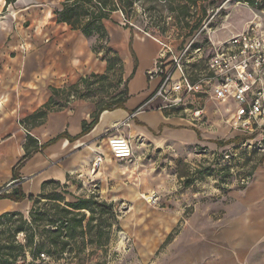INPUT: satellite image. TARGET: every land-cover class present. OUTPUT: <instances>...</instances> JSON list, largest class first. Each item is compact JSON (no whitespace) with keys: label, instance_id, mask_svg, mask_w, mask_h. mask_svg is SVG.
<instances>
[{"label":"rangeland","instance_id":"374dc122","mask_svg":"<svg viewBox=\"0 0 264 264\" xmlns=\"http://www.w3.org/2000/svg\"><path fill=\"white\" fill-rule=\"evenodd\" d=\"M63 1L36 0L30 7L32 13L27 16H23L16 7L10 8L17 1L7 6L10 11L7 13L5 9V13L14 18V29L8 41L24 40L30 49V56L31 53L37 54L41 74L51 87L62 90L80 83L73 96L62 93L56 98L55 109H60L62 105L71 107L78 101L93 105L102 103L111 94L117 95L125 90L128 76L111 43L109 47L113 51H108L94 38L87 39L67 25L56 23L54 11L61 8ZM245 1L199 0V9L193 10L186 20L178 17L177 12L171 13L167 4L140 3L134 6L135 11L128 21L121 12H116L109 23L119 31L129 25L134 31L164 39L175 49L195 39L189 53L191 62L187 64L193 71V63L198 64L195 67L199 69L204 68L205 60L213 54L215 46L237 37L253 21L260 18L264 21V6L256 3L250 6ZM204 6L208 12L201 29L205 23L207 28L183 43L186 33L182 28L184 23H197L202 13L200 9ZM195 49L201 52H195ZM194 57L196 62L192 60ZM66 65L69 68L64 70ZM93 74L103 78L93 77ZM83 78H88V83H82ZM215 111V104L210 103L207 115L210 122L217 125L219 117ZM192 129L199 134L201 141H209L211 145H195L183 151L169 146L156 149L151 142L135 137V158L122 161L113 158L107 141L101 142L98 146H102L100 151L106 155V161L96 173L92 165L86 173L90 175L69 177L70 182L63 184L66 189H59V192L66 193L67 201L96 196L113 205L119 220L118 226L112 230V242L107 252L96 251L92 257L83 256L82 264L99 261L106 264H171L183 253H191L195 243L206 240L207 232H193L192 226L197 223L202 228L208 213L213 214L218 224L223 223L227 211L238 213L246 192L252 187L257 174L264 170V156L246 149L239 151L236 158L222 162L224 153L221 150L231 144V140L237 144L239 137L225 126L205 132ZM249 174L250 184L243 187L241 179ZM153 194L159 199L158 205H151L147 200ZM27 205V210L23 212L26 216L32 203ZM215 229L218 231V227ZM221 235L217 232V239ZM255 242L256 247L242 257V262L234 261L233 256L228 261L223 259L224 255L217 253L216 264H264V233ZM222 243L219 239L216 245L223 246ZM220 249L226 253L231 251ZM67 258L60 264L77 263L70 256ZM201 262L215 264L214 259L209 260L208 257Z\"/></svg>","mask_w":264,"mask_h":264},{"label":"crops","instance_id":"0c3cea01","mask_svg":"<svg viewBox=\"0 0 264 264\" xmlns=\"http://www.w3.org/2000/svg\"><path fill=\"white\" fill-rule=\"evenodd\" d=\"M35 1L17 0L10 8L16 7L23 16H27L32 13L30 7ZM5 6V0H0L1 194L12 193L17 189L16 187L21 186L26 196L29 197L40 194L42 184L48 180H55L63 185L70 182L69 177L81 178L90 175L86 173L99 155L104 156L103 164L106 161V155L100 151L102 146H98L101 142H108V137H104L105 134L129 138L133 151L135 137L151 142L156 149L169 146L175 150H182L190 149L195 145L203 147L211 145L209 141L199 139V134L190 127L186 119L170 112L158 111L154 105H146L158 84V81L149 80L147 70L153 67L157 59L159 44L142 31L116 30L108 21L105 24L110 33L111 44L121 56L124 72L128 77L134 72L135 61L130 51V38L134 39L133 50L137 55L138 66L134 77L127 85L130 98L126 101V109L103 112L95 128L77 141L63 138L46 149L36 152L22 167L15 181L13 170L25 156L28 135L21 121L42 108L51 99L50 88L53 87L43 78L37 54L31 53L30 56V49L24 40L20 38L19 41H8L14 29V18L13 15L7 14L10 11L9 7L5 13ZM123 18L125 19L124 16ZM68 68L69 66H64V70ZM96 108L95 104L78 101L71 107L66 106L60 110H54L47 115L43 124L31 128L29 134L38 141L40 146L65 132L71 137H77L82 132L83 123L92 122ZM114 130L116 133L111 134ZM263 176L264 170L262 169L254 179L252 187L246 192L244 202L238 208L237 214L227 211L222 219L223 223L218 224L213 214L208 213L202 228H199L201 225L197 223L192 226L193 232H207L206 240L195 243L191 253H183L171 264H202L201 261L207 257L209 260L214 259L216 264L217 253L224 255L223 259L228 261L233 256L234 261L242 262V257L250 252L251 248L256 247L255 240L264 233ZM28 202L27 199L16 203L10 199L1 198L0 216L4 213L24 212L27 210ZM217 232L222 234L218 239ZM219 239L223 241V246L216 245ZM220 248H228L231 251L222 252Z\"/></svg>","mask_w":264,"mask_h":264},{"label":"trees","instance_id":"16d2710c","mask_svg":"<svg viewBox=\"0 0 264 264\" xmlns=\"http://www.w3.org/2000/svg\"><path fill=\"white\" fill-rule=\"evenodd\" d=\"M5 1L6 9L17 0ZM159 2L167 4L171 13L177 12V16L184 20L192 14L193 10L200 7L199 0H64L61 8L54 11V15L58 25H67L72 31L80 32L87 39L94 38L96 43L104 44L108 51H113L109 47L110 33L105 22L111 20L112 15L116 12H121L128 21L135 11L136 4ZM245 2L250 6L255 5L254 0ZM200 10L202 13L201 17L197 19V23H184L182 28L186 33L183 43H186L201 29L208 11L206 6ZM125 29L134 31L129 25ZM130 39V51L135 63L134 72L125 82V90L117 95L111 94L102 103H96L97 108L92 116V122L85 121L83 123L79 136L71 137L65 132L40 146L29 132L31 128L43 124L50 112L66 107L62 105L60 109H55L56 98L62 93L73 96L80 83L69 89L50 88L51 99L42 108L21 121L28 131V135L25 156L13 170L15 181L18 179L22 167L36 152L46 149L63 138L77 141L95 128L103 112L126 109V101L130 98L127 85L129 80L134 77L138 66L137 55L133 50L134 39L133 37ZM114 53L118 56V60L122 61L118 52L114 51ZM93 77L103 78L97 74H93ZM81 81L88 83V78H83ZM167 115L170 114L167 113ZM230 142L235 141L231 140ZM41 187L40 194L29 197L26 196L21 186L16 187L17 189L12 193L0 195V199L7 198L16 203L27 199L32 203V208L27 216L20 211L4 213L0 216V264H60L61 261L68 259L67 256H70L71 260L75 259L76 264H82L83 256L92 257L96 251L98 253L107 252V248L112 242V230L119 224L113 205L96 196L81 197L74 202H69L65 196L66 193L59 192V189L65 190L66 186L55 180H48ZM50 187L52 188L50 189ZM96 264H106V262L99 261Z\"/></svg>","mask_w":264,"mask_h":264},{"label":"built area","instance_id":"2783aa9c","mask_svg":"<svg viewBox=\"0 0 264 264\" xmlns=\"http://www.w3.org/2000/svg\"><path fill=\"white\" fill-rule=\"evenodd\" d=\"M254 1L264 6V0ZM207 26L205 23L194 36L204 32ZM146 34L159 44L157 59L147 70L149 80L158 84L146 105L182 117L200 132L229 128L239 141L221 150L222 162L236 158L239 151L246 149L264 156V21L261 18L253 21L237 37L215 46L204 68L199 69L195 67L198 64L193 63V71L187 64L191 62L189 53L195 39L189 40L182 49H175L164 39ZM195 52L201 50L195 49ZM192 60L196 62L195 57ZM210 103L216 106L217 125L212 124L207 115ZM104 137H108L107 145L114 159L135 158L129 138L108 134ZM103 161L104 156L99 155L93 164L94 173ZM250 175L241 179L243 187L250 184ZM147 200L151 205L159 204L154 194Z\"/></svg>","mask_w":264,"mask_h":264}]
</instances>
